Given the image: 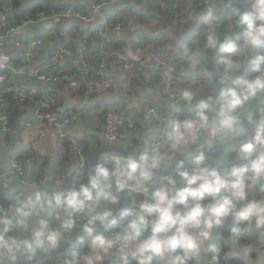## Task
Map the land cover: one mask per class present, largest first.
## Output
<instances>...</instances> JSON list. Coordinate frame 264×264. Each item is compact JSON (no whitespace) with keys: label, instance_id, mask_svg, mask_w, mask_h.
I'll list each match as a JSON object with an SVG mask.
<instances>
[{"label":"clouds","instance_id":"1","mask_svg":"<svg viewBox=\"0 0 264 264\" xmlns=\"http://www.w3.org/2000/svg\"><path fill=\"white\" fill-rule=\"evenodd\" d=\"M67 3L0 9V264H264V0Z\"/></svg>","mask_w":264,"mask_h":264},{"label":"crops","instance_id":"2","mask_svg":"<svg viewBox=\"0 0 264 264\" xmlns=\"http://www.w3.org/2000/svg\"><path fill=\"white\" fill-rule=\"evenodd\" d=\"M14 7H15V11L13 13H11L8 16V22H11L13 20H16L17 22L21 21L22 18L27 17L29 15V13H25L20 15V13H18L19 11H23L32 0H26V2H24V0H14ZM52 1H56L58 3H61L63 5L67 4V0H52ZM78 6L82 7V5L77 4ZM6 0H0V8L3 9L4 7H6ZM119 9H121L120 5H119ZM108 10V9H107ZM131 11H133L132 9H129ZM107 13V11H106ZM108 14V13H107ZM29 16H35V15H29ZM74 23V21L72 22ZM50 27H47V25H29L28 31H32V30H40V31H51L49 29ZM39 36H37L36 38H38ZM11 39L13 41L19 40L20 39V35L19 34H14ZM12 51H16L15 46L13 45ZM26 51H30V50H21L20 55L23 56L25 54ZM49 54V51L46 53L45 51V56L47 57V55ZM15 66V63L14 65ZM43 65H41L42 67Z\"/></svg>","mask_w":264,"mask_h":264},{"label":"trees","instance_id":"3","mask_svg":"<svg viewBox=\"0 0 264 264\" xmlns=\"http://www.w3.org/2000/svg\"><path fill=\"white\" fill-rule=\"evenodd\" d=\"M14 3L15 1L13 0V4ZM63 6H64L63 4L58 3L56 1H52V0H32L30 4L23 11H19L18 13H20V15L25 14V13L26 14L29 13V15H36L40 10L57 11L63 8ZM120 11L121 9H119V5H116V6H113L112 8H109L107 10V13H108L109 18H112L115 15H117ZM133 13L135 14V10H133ZM74 24L75 22L73 23V25ZM47 27H50L49 29L53 30L56 28V25L49 24L47 25Z\"/></svg>","mask_w":264,"mask_h":264},{"label":"built area","instance_id":"4","mask_svg":"<svg viewBox=\"0 0 264 264\" xmlns=\"http://www.w3.org/2000/svg\"><path fill=\"white\" fill-rule=\"evenodd\" d=\"M69 6L80 7V6H78V5H70L69 3H67V4L64 5L63 8H61V9H64V8H66V7H69ZM114 6H116V5H114ZM112 7H113V6H112ZM112 7H111V8H112ZM0 9H1V8H0ZM61 9H60V10H61ZM40 11H45V10H40ZM40 11H39V12H40ZM102 11H103V10H102ZM105 15L108 16V14H107L106 12H105ZM27 17H30V16L28 15ZM27 17H24V18H27ZM31 17H34V16H31ZM24 18H22V19H24ZM22 19H21V20H22ZM36 39H40V37H38V38H36ZM5 83H6V81H5ZM0 86H2V85H0ZM21 87H23V86L21 85Z\"/></svg>","mask_w":264,"mask_h":264},{"label":"water","instance_id":"5","mask_svg":"<svg viewBox=\"0 0 264 264\" xmlns=\"http://www.w3.org/2000/svg\"><path fill=\"white\" fill-rule=\"evenodd\" d=\"M45 51H46V53H47L49 50L46 49ZM33 79H35V78H33ZM36 83L39 84L40 82H39V81H36ZM158 174H159V173H158Z\"/></svg>","mask_w":264,"mask_h":264}]
</instances>
